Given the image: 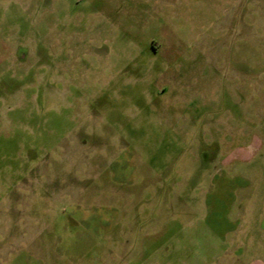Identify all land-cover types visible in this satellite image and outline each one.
Here are the masks:
<instances>
[{"label":"rangeland","instance_id":"obj_1","mask_svg":"<svg viewBox=\"0 0 264 264\" xmlns=\"http://www.w3.org/2000/svg\"><path fill=\"white\" fill-rule=\"evenodd\" d=\"M263 247L264 0H0V264Z\"/></svg>","mask_w":264,"mask_h":264},{"label":"crops","instance_id":"obj_2","mask_svg":"<svg viewBox=\"0 0 264 264\" xmlns=\"http://www.w3.org/2000/svg\"><path fill=\"white\" fill-rule=\"evenodd\" d=\"M181 253L182 251L166 249L163 251V256L166 258L164 261H159V263H157L155 260H152L149 264H187V258H189L190 255ZM251 253L252 252L248 250L243 251L241 249L231 248L208 255L206 258L203 255V260H199L197 264H264V247L261 253L256 255L259 258L258 260H253V255H251ZM150 256H153V254H150L149 257ZM127 264L140 263L132 261Z\"/></svg>","mask_w":264,"mask_h":264}]
</instances>
